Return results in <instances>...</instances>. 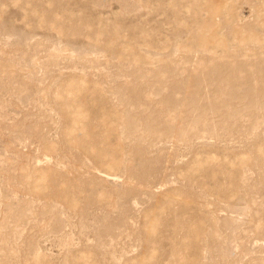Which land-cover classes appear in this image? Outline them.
I'll return each mask as SVG.
<instances>
[{
	"label": "rangeland",
	"instance_id": "obj_1",
	"mask_svg": "<svg viewBox=\"0 0 264 264\" xmlns=\"http://www.w3.org/2000/svg\"><path fill=\"white\" fill-rule=\"evenodd\" d=\"M0 264H264V0H0Z\"/></svg>",
	"mask_w": 264,
	"mask_h": 264
}]
</instances>
